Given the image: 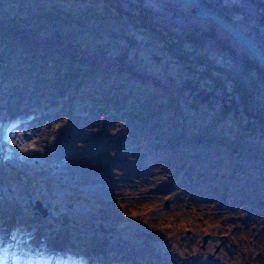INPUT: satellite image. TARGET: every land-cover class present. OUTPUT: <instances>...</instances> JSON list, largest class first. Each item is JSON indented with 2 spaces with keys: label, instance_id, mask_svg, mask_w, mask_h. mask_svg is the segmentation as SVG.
<instances>
[{
  "label": "trees",
  "instance_id": "1",
  "mask_svg": "<svg viewBox=\"0 0 264 264\" xmlns=\"http://www.w3.org/2000/svg\"><path fill=\"white\" fill-rule=\"evenodd\" d=\"M201 1L251 31L264 48V0ZM50 24L74 29L101 25L107 33L101 40L64 42L66 33L59 38L47 34L44 26ZM42 32L41 43L7 59L8 64L35 61L33 73L64 85L63 92L47 96L41 108L92 123L106 115L110 130L122 126L110 135L116 142L136 137L157 151L192 146L194 158L199 148H213L225 164L221 170L237 179V200L248 204V197L257 198L262 204L256 211L263 221L248 218L255 215L252 209L243 223L233 218L224 222L235 204L216 203V191L205 195L215 211L207 214L227 226L216 233L227 232L232 238L224 247L228 255L241 258L239 264H264L262 255L252 256L242 241L264 225V66L215 22L197 17L178 0H0L2 51L8 50L6 43L18 45ZM62 62L69 64L61 67ZM33 73L28 69L26 75ZM160 154L156 161L162 164ZM191 160L182 154L169 165L181 168L183 162L184 168ZM112 236L110 244L126 239L122 233ZM80 247L75 243L66 250L72 258L69 264H88L79 255ZM110 252L116 253L114 246Z\"/></svg>",
  "mask_w": 264,
  "mask_h": 264
},
{
  "label": "rangeland",
  "instance_id": "2",
  "mask_svg": "<svg viewBox=\"0 0 264 264\" xmlns=\"http://www.w3.org/2000/svg\"><path fill=\"white\" fill-rule=\"evenodd\" d=\"M44 28L57 38L66 33L69 37L64 42L74 43L101 40L107 33L101 25L74 29L50 24ZM43 35L23 38L18 45L6 43L8 50L0 49V203L17 220L15 237L9 238L13 231L3 226L0 215V264H11V257L12 264L72 263L66 250L75 243H80L79 255L88 264H111L108 257L112 264H239L241 258L236 261L224 250L232 241L227 232L223 243L209 239L206 249L200 248L207 233L217 235L218 229L227 228L211 220L207 212L215 213L214 206L210 207L205 195L216 191V203L235 204L224 222L233 218L243 223L252 209L256 213L248 218L262 222L256 211L262 203L255 197H248V204L237 200V179L221 170L225 164L213 148H199L194 158L192 146L157 151L136 137H120L123 144H115L110 135L118 134L122 126L110 130L104 128L101 117L92 123L41 108L40 103L62 93L64 85L33 73L35 61L8 64L7 59L41 43ZM3 40L0 34V47ZM28 69L33 77L26 75ZM54 134L58 142L53 164L47 142ZM159 152L162 164L156 161ZM109 153H113L111 163ZM182 154L193 161L172 169L169 161ZM31 199H41L48 215L36 212ZM29 223L36 224L34 232ZM95 227L107 232L98 233ZM256 231H249L242 241L248 253L261 254L264 262V225L260 233ZM115 232L126 239L110 244ZM39 236L44 238L41 250L36 247ZM109 244L116 253L111 254Z\"/></svg>",
  "mask_w": 264,
  "mask_h": 264
},
{
  "label": "water",
  "instance_id": "3",
  "mask_svg": "<svg viewBox=\"0 0 264 264\" xmlns=\"http://www.w3.org/2000/svg\"><path fill=\"white\" fill-rule=\"evenodd\" d=\"M184 5L191 7V11L199 18L210 19L215 22L221 29L228 33L234 40L237 45L245 48L261 65L264 66V48L261 42H257L251 36V31H247L244 28L236 25L233 22H230L228 19L223 17L216 11L208 9L205 7L201 0H178ZM171 198L167 201V207H169ZM33 203V201H31ZM36 211H41L44 215H47L48 210L43 206L41 200L35 202ZM190 233V232H188ZM226 238L225 235H213L207 233L204 236L203 247H205L206 242L209 239L220 240L223 243V240Z\"/></svg>",
  "mask_w": 264,
  "mask_h": 264
}]
</instances>
